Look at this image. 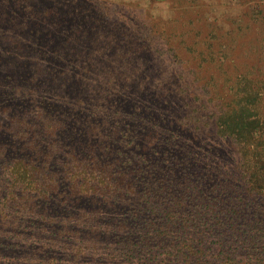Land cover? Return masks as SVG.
<instances>
[{
  "label": "trees",
  "instance_id": "trees-1",
  "mask_svg": "<svg viewBox=\"0 0 264 264\" xmlns=\"http://www.w3.org/2000/svg\"><path fill=\"white\" fill-rule=\"evenodd\" d=\"M49 84L33 89V84L27 87L8 81L0 92V108L8 105L2 110L12 118L5 126L18 127L16 136L23 146L10 150V154L21 152L27 157V161L20 159L7 169V193L20 189L23 194H33L36 206L39 203L47 210L40 219H27L31 226L28 232L3 230L0 264H264V114L258 108L262 98L258 91L245 86L234 107L207 116L204 122L197 109L173 119L167 107L163 109L165 100L146 96L141 100L144 113L150 116L147 120L152 119L155 127L165 123L167 133L149 131L142 140L148 145L129 139L138 129L130 132L126 126L137 115L146 119L136 103L129 116L118 113L113 136L103 134L105 140L98 144L96 138L87 141L82 151L83 142L79 145L77 140L87 136L85 129L80 131L86 119L80 118L85 103L81 101L79 107L70 109L65 132L58 134L51 115L62 101L60 91L57 99L49 97L53 89ZM120 103L125 106V102ZM25 106L40 113L29 120L17 115ZM88 116L95 119L96 115ZM142 118L132 124L146 126L148 122ZM212 120L218 139L236 147V165L219 161L223 155L218 151L203 152L181 138L188 126L195 127V133L201 124L209 127ZM3 127L0 125V129ZM87 132L95 133L91 129ZM0 133L4 138L5 133ZM68 134L73 149L81 151L70 165L60 151L61 137ZM75 135L77 140L73 139ZM13 138L16 143L17 138ZM162 138L166 146L161 151L152 149ZM4 154L0 149V166ZM183 156L191 159L188 165ZM60 162L66 169L82 168L85 195L99 192L114 196L109 209L97 208L95 201L85 202L78 207L86 205L85 210L76 217L71 212L78 206L76 202L63 198L54 206L53 193L63 186L58 177ZM100 165L105 166L101 167L102 175H95ZM73 180L77 194L76 177ZM130 196H137L133 203L124 199Z\"/></svg>",
  "mask_w": 264,
  "mask_h": 264
},
{
  "label": "rangeland",
  "instance_id": "rangeland-1",
  "mask_svg": "<svg viewBox=\"0 0 264 264\" xmlns=\"http://www.w3.org/2000/svg\"><path fill=\"white\" fill-rule=\"evenodd\" d=\"M8 81L27 87L33 84V89L50 83L53 89L49 97L56 99L60 91V107L50 111L58 134L65 132L70 109L84 101L86 108L80 118L86 119L80 131L85 129L87 136L83 141L73 137L79 145L83 142L82 151L87 141L96 138L98 144L105 140L103 134L113 136L116 118L123 113L129 116L136 103L146 119L137 115L134 121L142 118L148 128H138L133 121L125 129L138 131L129 139L148 145L142 140L149 131L167 133L165 123L155 127L152 119L147 120L150 116L144 113L141 100L146 96L165 100L163 109L167 107L173 119L197 109L204 122L207 116L234 107L244 87L251 86L262 96L258 108L264 114V0H0V92ZM5 106L9 107L0 108L2 127L12 119L3 112L8 109ZM87 112L95 113V119ZM39 113L25 106L17 115L29 120ZM96 121L103 126L95 125ZM209 123V127L201 124L195 133L192 129L196 128L188 126L181 138L203 152L218 151L223 155L219 161L236 165V147L218 139L216 122ZM17 128L11 124L0 129L5 133L0 138V149L5 151L0 166V235L5 229L28 232V218L47 215L43 206H36L35 195L23 194L20 189L7 193V169L27 158L21 152L10 154V150L23 148ZM61 138L60 151L70 165L81 151L73 149L71 134ZM164 146L162 138L151 148L161 151ZM183 159L186 165L191 162L189 156ZM63 163L58 164L63 186L53 193V205L58 206L55 202L63 198L76 202L78 206L71 211L76 217L82 215L86 205L78 207L85 202L95 201L97 208L109 209L114 196L99 192L85 195L82 168L66 169ZM101 167L105 168L96 167L95 175H102ZM73 176L76 192L80 191L77 194ZM136 197L124 199L133 203Z\"/></svg>",
  "mask_w": 264,
  "mask_h": 264
}]
</instances>
